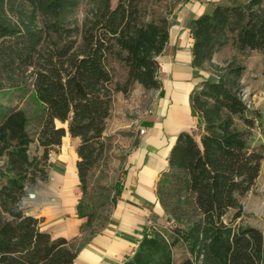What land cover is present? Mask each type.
Returning a JSON list of instances; mask_svg holds the SVG:
<instances>
[{"label":"trees","instance_id":"trees-1","mask_svg":"<svg viewBox=\"0 0 264 264\" xmlns=\"http://www.w3.org/2000/svg\"><path fill=\"white\" fill-rule=\"evenodd\" d=\"M12 0H0L4 8ZM33 10L13 23L0 17V94L33 91L38 115L39 158L31 157L30 119L20 106L0 103V264H74L73 241L53 237L21 202L50 151L67 134L79 137L77 171L82 196V232L91 224L85 211L89 177L107 150L106 130L117 93L135 83L161 85L158 56L169 40L165 17L144 19L146 0H110L80 30L68 13L78 0H24ZM193 67L202 78L191 94L201 133L179 134L157 197L168 222L146 228L133 255L122 264H263L264 233L243 223V199L253 191L264 161V115L244 99L246 67L214 66L215 55L231 45L240 52L264 53V0L217 4L191 22ZM126 69L117 81L110 68ZM211 65V72L205 73ZM24 96V95H23ZM22 96V97H23ZM94 232H91L93 234ZM184 256L177 258V250Z\"/></svg>","mask_w":264,"mask_h":264},{"label":"crops","instance_id":"crops-1","mask_svg":"<svg viewBox=\"0 0 264 264\" xmlns=\"http://www.w3.org/2000/svg\"><path fill=\"white\" fill-rule=\"evenodd\" d=\"M210 1L192 0L171 22L169 40L158 56L161 85L150 89L155 90L150 93L154 103L139 127L145 133H140L138 146L128 156L108 226L88 236L82 232L77 171L81 139L69 133L62 145L50 151L44 173L22 199L23 211L39 218L43 231L74 242L78 249L74 264H122L134 254L146 228L168 224L157 197V183L167 170L179 134L195 133L201 127L191 103V94L202 81L192 63L191 22L215 7Z\"/></svg>","mask_w":264,"mask_h":264},{"label":"rangeland","instance_id":"rangeland-1","mask_svg":"<svg viewBox=\"0 0 264 264\" xmlns=\"http://www.w3.org/2000/svg\"><path fill=\"white\" fill-rule=\"evenodd\" d=\"M110 1L113 8L119 2V0ZM190 2L192 0H146L144 19L148 21L165 17L170 27L180 8ZM231 2L235 0L210 1L214 5ZM102 5L103 0H78V5L68 13L67 19L69 23L82 30L92 22ZM32 10L33 7L28 2L12 0L4 8L0 6V17L13 23H20L31 15ZM230 63L246 67L243 76L244 99L251 110H259L264 115V53L249 50L240 52L229 45L215 55L213 65L224 67ZM110 68L117 81L125 80L127 72L121 62L111 59ZM205 69V73L211 72L212 66L207 65ZM151 91L155 92V90ZM151 91L135 83L129 94L117 93L115 96L112 115L108 120L105 133L107 150L90 174L87 194L84 197L85 211L91 220V224L85 227L86 236L106 228L110 222L128 156L136 149L140 141L141 120L154 103L150 95ZM0 103L10 106L18 105L26 110L30 119L28 131L34 138L30 146V155L39 158L37 132L38 115L41 113L42 105L33 91L28 90L26 93L20 90L5 91L0 94ZM200 133L201 127L195 130L196 135L199 136ZM254 133V143L264 144V136L260 130H255ZM243 203L245 209L243 223L256 226L264 233V161L257 184L243 199ZM150 227V231H153L155 227L161 228L156 225ZM183 256V250L178 249L177 258L180 259Z\"/></svg>","mask_w":264,"mask_h":264},{"label":"built area","instance_id":"built-area-1","mask_svg":"<svg viewBox=\"0 0 264 264\" xmlns=\"http://www.w3.org/2000/svg\"><path fill=\"white\" fill-rule=\"evenodd\" d=\"M140 132H141V134H144L145 133V130L144 129H141Z\"/></svg>","mask_w":264,"mask_h":264}]
</instances>
